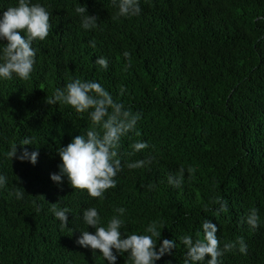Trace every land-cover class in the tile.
Listing matches in <instances>:
<instances>
[{
	"label": "trees",
	"instance_id": "obj_1",
	"mask_svg": "<svg viewBox=\"0 0 264 264\" xmlns=\"http://www.w3.org/2000/svg\"><path fill=\"white\" fill-rule=\"evenodd\" d=\"M31 3L49 11L51 29L45 40L32 43L36 56L28 80L0 78V175L6 177L0 264H108L98 250L76 243L80 232H95L82 216L91 207L105 227L118 215L115 209H126L122 238L149 234L145 229L153 221L158 230L163 226L157 247L163 239L176 247L155 264H184L180 238H202L204 220L217 226L221 251L239 238L247 245L246 254L238 244L224 252L220 264H264V0H140L139 15L117 19L112 0ZM17 4L0 0V16ZM79 5L98 17L95 29L81 26ZM6 43L0 39V55ZM100 57L107 69L95 63ZM77 78L100 83L140 114L136 128L121 137L122 171L103 198L73 189L66 175L59 184L50 179L60 174L58 149L92 129L87 113L46 103ZM25 138L32 145L21 147ZM136 142L148 147L134 151ZM14 144L17 155L38 151L37 162L10 160ZM148 157L155 158L148 166L127 168ZM181 165L185 173L176 188L168 177ZM188 167L196 171L189 175ZM16 191L23 197L17 199ZM215 197L226 201V211L217 213ZM53 203L70 210L67 228ZM252 209L259 216L256 228L246 222ZM113 252L116 264H132L127 253Z\"/></svg>",
	"mask_w": 264,
	"mask_h": 264
},
{
	"label": "clouds",
	"instance_id": "obj_2",
	"mask_svg": "<svg viewBox=\"0 0 264 264\" xmlns=\"http://www.w3.org/2000/svg\"><path fill=\"white\" fill-rule=\"evenodd\" d=\"M113 6L118 9L113 19L119 17L137 16L141 12L140 0H112ZM5 9V8H4ZM75 12L81 17V26L84 29H95L98 17L88 15L84 6H77ZM49 11L39 3H31V0H18L17 6L9 7L0 16V39L5 40L0 55V78L11 80L13 75L20 80H28L33 71L36 50L32 47L35 40L43 41L49 34L51 24L49 23ZM25 33L22 35L21 33ZM90 46L95 47V42L90 41ZM130 61V54L123 53ZM95 63L103 69H107L106 58L100 57ZM129 65L126 66L130 67ZM125 69V70H126ZM123 91V90H122ZM49 105L63 103L71 106L78 114L87 113L91 121L92 129L85 134L76 135L66 147L59 148L58 154L62 161L60 174H51L50 179L59 184L62 175H66L73 189L86 190L92 198H103V194L110 188L116 187L117 174L122 171L121 161L118 158V148L121 137L133 131L140 119L139 113H133L125 109L123 103L113 99L111 94L102 85L94 81H81L79 78L71 80L63 89L57 88L52 97L46 98ZM138 134V133H137ZM32 145L31 138H25L20 146ZM146 142H136L132 145L134 151L146 149ZM10 160L13 158L20 161L37 162L38 151L28 152L23 149L17 155V145H12L7 153ZM154 157L128 163V169L144 168L152 163ZM196 171L188 167L189 175ZM185 168L181 165L178 174L168 177V183L173 187H181ZM6 184V177L0 175V188ZM153 187L152 185L149 186ZM15 196L20 199L24 191H16ZM213 204H219L217 213L227 210L226 201L222 197H215ZM209 209L206 207L205 211ZM52 211L60 221L62 228H67L70 213L68 208L58 209L53 203ZM118 215L111 217L107 226H101V218L95 207L83 211V221L87 226L95 229L94 234L88 231L80 232L76 243L81 247L92 251H99L108 264H116L115 253H127L132 264H155L167 253L176 247L175 242L163 239L159 247L157 241L161 237L160 226L155 221L145 229L149 234H131L122 238L121 229L124 221L120 218L125 212L124 208L115 209ZM247 224L256 228L259 226V216L256 209H252L246 219ZM203 237L193 241L191 236L181 237V242L186 248L184 264H197L206 258L207 264H220L219 257L224 252L233 250L239 245V251L246 254L247 245L242 238L236 242L225 243L223 251L220 249V241L217 238V226L208 220L202 225ZM199 236V233L197 234ZM155 238V239H154Z\"/></svg>",
	"mask_w": 264,
	"mask_h": 264
}]
</instances>
